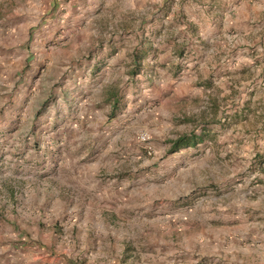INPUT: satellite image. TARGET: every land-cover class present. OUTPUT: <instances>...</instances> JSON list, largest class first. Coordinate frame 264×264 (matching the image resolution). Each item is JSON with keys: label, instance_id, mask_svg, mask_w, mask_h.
I'll return each instance as SVG.
<instances>
[{"label": "rangeland", "instance_id": "rangeland-1", "mask_svg": "<svg viewBox=\"0 0 264 264\" xmlns=\"http://www.w3.org/2000/svg\"><path fill=\"white\" fill-rule=\"evenodd\" d=\"M247 220L264 227V0H0V264H230Z\"/></svg>", "mask_w": 264, "mask_h": 264}, {"label": "crops", "instance_id": "crops-1", "mask_svg": "<svg viewBox=\"0 0 264 264\" xmlns=\"http://www.w3.org/2000/svg\"><path fill=\"white\" fill-rule=\"evenodd\" d=\"M175 42H180V41L176 40ZM150 43H152V41H150ZM139 49L140 48H137V51H135L133 53V56H132L133 65H131V67L134 68L136 73H138V69H139V67L136 64V61L138 60L139 55H140ZM148 50L150 52L149 51L147 52L149 54L147 56V58H149V56L151 54L153 55L154 45H152V47H149ZM178 50H173V49H171V46H170V47H168L167 52L173 53V52H178ZM116 55L118 56V54H116ZM111 56H112V54H111ZM147 58H146V60H147ZM98 59L99 58H96V59L94 58L93 62L98 63L97 62ZM94 67H96V66L95 65L91 66L89 71L92 72ZM99 67H101V66L97 65L95 71L93 70V72L96 73V71L99 69ZM109 103H110L111 114H112L114 112V110L119 106V99L115 93L110 94ZM186 149H188V148H186ZM182 150H185V149H182ZM97 210L99 212L98 217H100V218L102 217V213L104 211H106L103 207L97 208ZM245 223H246V225L237 227L233 232V234L238 235V236H235L234 239L236 241H238V244H239V247H237L235 249V250H237V253L239 255H233L230 258H228V257H226V258L231 261L230 264H264V243L262 246H258L257 248H253V249L248 245H246V247H242V244L245 245V243L251 239L252 232H254V228H261V227L258 224H255V223L252 224L249 220H247V222H245ZM243 224H244V222H243ZM256 226H259V227H256ZM90 228L91 229L94 228V224L90 225ZM91 229L90 230L88 229V230L91 231ZM258 234L264 238V227L262 230H259ZM116 251H117L116 255L113 253V251H110V257H113V259H112L113 261H111V262H110V260L107 261L108 263L105 262L106 256H104L105 254L101 253V252H98L95 255L92 254L90 256V259L88 260V262H89V264H128L129 261L124 260V254H123V252H121L122 249H118ZM157 254H158L157 256H155L154 254L150 255V260H149L150 264H155V263H157V264H170V261L168 260L169 253L166 251L165 248H162L161 252H158ZM215 254H216V256H218L215 260L221 261L222 256L219 255V252L215 253ZM117 257H119L118 260H117ZM91 258L95 261L91 262L90 261ZM156 260H158V261H156ZM249 261H252V262L250 263ZM131 264H144V263L136 261L134 263L131 262Z\"/></svg>", "mask_w": 264, "mask_h": 264}, {"label": "trees", "instance_id": "trees-1", "mask_svg": "<svg viewBox=\"0 0 264 264\" xmlns=\"http://www.w3.org/2000/svg\"><path fill=\"white\" fill-rule=\"evenodd\" d=\"M137 66L140 68V59L138 58V60L136 61ZM117 107V106H116ZM200 140L198 136L196 135H190V136H182L181 138H179L177 141H175L173 143V151L172 152H178L182 149H186L190 146H192L193 144H196V141Z\"/></svg>", "mask_w": 264, "mask_h": 264}]
</instances>
